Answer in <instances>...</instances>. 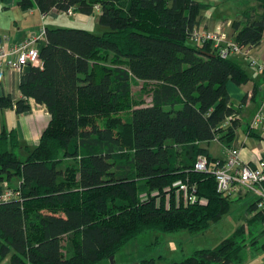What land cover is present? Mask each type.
Returning a JSON list of instances; mask_svg holds the SVG:
<instances>
[{"label": "trees", "instance_id": "1", "mask_svg": "<svg viewBox=\"0 0 264 264\" xmlns=\"http://www.w3.org/2000/svg\"><path fill=\"white\" fill-rule=\"evenodd\" d=\"M17 5L22 11L35 6L42 15L55 10L89 16L96 10L108 31L45 28L40 66L21 72V99L0 96V109L27 113L33 102L49 114L26 155L17 153L15 132L0 135V196L4 187L19 192L0 200V264L6 258L10 264H99L111 257L115 262L143 233L194 235L220 221L233 195L218 193L214 176L195 171L194 164L198 156L216 159L202 143L231 147L240 112L226 87H240L249 76L211 43L187 44L193 30L205 31L199 16L208 6L196 0ZM230 29L229 38L241 48L264 43V0L245 9ZM133 81L141 83L139 98L132 94ZM244 131L260 138L249 124ZM178 182L194 186L206 203L177 205ZM247 212L254 215L245 226L215 247L168 264H243L246 242L264 250L251 232L261 225L264 234V214L256 201Z\"/></svg>", "mask_w": 264, "mask_h": 264}, {"label": "crops", "instance_id": "2", "mask_svg": "<svg viewBox=\"0 0 264 264\" xmlns=\"http://www.w3.org/2000/svg\"><path fill=\"white\" fill-rule=\"evenodd\" d=\"M17 1L18 0H0V46L2 45V38L4 36H7L12 44H16L22 42L32 34H39L38 32L41 28H57L61 23L59 22L61 16H65L69 21L79 25L88 24L90 21L88 16L73 12L61 14L53 10L47 15H42L35 6L30 10L22 11L19 9ZM196 1L208 6L205 11L200 13L199 29L215 30L217 27H222L223 30L227 34L230 33L228 35L231 36L230 21L220 20L214 15H209L210 9L215 8L217 5L221 4L222 1ZM43 44L44 41H39L35 47L39 49ZM249 55L255 58L258 63L264 64V43L257 48L250 49ZM233 59H240L245 63V66H250L242 57H233ZM243 68L249 76V81L240 87L235 85L229 87V83L226 87L232 105L240 112L237 116L240 119V125L236 131V137L231 147L239 149L241 160L253 166L260 157L264 158V131L255 130L260 134V138L256 139L246 136L244 130L245 126L249 124L252 116L257 111L262 97H264V75L257 70V74L252 75L248 73V68ZM253 68L256 69V67ZM20 78L21 72L7 69L0 70V96L8 95L13 101L21 99L19 90ZM30 104L31 110L27 113L17 114L14 109H0V135L3 132H15L20 144L17 153L20 155H26L27 150H32L37 145L43 130L49 122V114L44 106L36 105L33 102H30ZM202 145L203 143L200 144L201 147H203ZM222 154L224 155L223 146ZM2 187H4V185ZM233 196L234 200H244L248 202L244 205V216L246 220H250L254 213L249 214L247 208L251 203L256 201V197L246 191H241ZM261 258L262 262H264V256Z\"/></svg>", "mask_w": 264, "mask_h": 264}, {"label": "built area", "instance_id": "3", "mask_svg": "<svg viewBox=\"0 0 264 264\" xmlns=\"http://www.w3.org/2000/svg\"><path fill=\"white\" fill-rule=\"evenodd\" d=\"M44 38V28H41L39 34H32L16 44H12L10 39L4 36L0 46V70L23 72L26 66L30 68L40 66L38 49L35 46L39 41H44ZM188 39L196 45L209 42L221 58L242 57L248 65L256 67L258 72H264V64H258L257 60L249 55V49L241 48L232 41L222 27L208 31L193 30ZM249 127L253 130L264 131V97L252 116ZM194 170L213 175L218 193L237 195L241 191L250 192L256 197L257 211L264 214V158L260 157L253 166H250L241 160L239 149L224 148L223 157L213 161H209L204 156H198ZM175 186L174 197L177 205L180 203L183 205L206 203L204 198H199L196 195L194 186L189 187L179 182ZM17 197H19L18 191L4 187L0 200H11ZM166 205H168L167 200Z\"/></svg>", "mask_w": 264, "mask_h": 264}, {"label": "rangeland", "instance_id": "4", "mask_svg": "<svg viewBox=\"0 0 264 264\" xmlns=\"http://www.w3.org/2000/svg\"><path fill=\"white\" fill-rule=\"evenodd\" d=\"M221 4L215 8L210 9L209 15H214L220 20L235 21L240 18L241 13L248 7L254 5L256 0H220ZM87 16V15H86ZM90 21L88 24H74L69 21L67 17L61 16L59 19L58 28H82L90 31L95 35H102L108 31L107 27L101 26L98 23V12L94 10L93 15L88 16ZM68 20V21H67ZM39 33V32H38ZM230 34V33H228ZM187 44L192 46L191 41ZM243 67L248 68V73L256 75V69L252 66H245V63L240 59L236 60ZM233 86L229 83L228 85ZM132 94L135 98L140 97V82H132ZM147 99V97H146ZM204 148L208 150L212 158H222V144L212 141L209 144L203 143ZM171 193L167 194L165 201L169 202ZM231 197L232 203L226 214L223 215L220 221L210 225V228L199 234L191 235L186 231L178 233H162V232H147L137 236L123 247L118 254L115 255V262L104 260L99 264H168L171 262H178L186 258L197 249H211L219 244L223 239L227 238L233 231L247 222L244 216V200H234ZM249 220V219H248ZM260 227L251 229L252 237L256 239L257 243H264V234H259ZM259 234V235H258ZM253 242V241H252ZM251 241L246 242V247L243 251L244 262L243 264H264L262 256L264 250L256 251L253 249ZM1 264H10L9 258L2 261Z\"/></svg>", "mask_w": 264, "mask_h": 264}, {"label": "water", "instance_id": "5", "mask_svg": "<svg viewBox=\"0 0 264 264\" xmlns=\"http://www.w3.org/2000/svg\"><path fill=\"white\" fill-rule=\"evenodd\" d=\"M30 69H31V68H30L29 66H26V67L24 68L23 71H24L25 73H28V72L30 71Z\"/></svg>", "mask_w": 264, "mask_h": 264}]
</instances>
